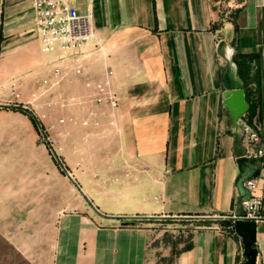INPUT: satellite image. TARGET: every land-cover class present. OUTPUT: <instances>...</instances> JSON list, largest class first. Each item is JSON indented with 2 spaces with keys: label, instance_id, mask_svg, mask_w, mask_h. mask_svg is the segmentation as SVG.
<instances>
[{
  "label": "crops",
  "instance_id": "0c3cea01",
  "mask_svg": "<svg viewBox=\"0 0 264 264\" xmlns=\"http://www.w3.org/2000/svg\"><path fill=\"white\" fill-rule=\"evenodd\" d=\"M76 5L95 30L85 65L95 78L114 70L120 106L89 101L70 73L58 89L85 102L56 114L39 107L63 139L68 176L50 138L15 108L52 75L57 55L41 51L32 0H0V238L33 264H243L233 217L251 196L238 183L246 142L227 127L224 93L244 88L236 47L258 55L259 99L241 123L264 146V0ZM90 110L99 126L81 124ZM260 214L255 264H264V205ZM166 220L197 223L176 234L157 224ZM177 240L190 248L173 254Z\"/></svg>",
  "mask_w": 264,
  "mask_h": 264
},
{
  "label": "built area",
  "instance_id": "2783aa9c",
  "mask_svg": "<svg viewBox=\"0 0 264 264\" xmlns=\"http://www.w3.org/2000/svg\"><path fill=\"white\" fill-rule=\"evenodd\" d=\"M35 7L36 26L40 36L41 51L56 54L52 75L45 77L41 85L31 93L28 101L23 103L24 108L47 106L57 104L61 107L84 103L76 96H61L58 100H47L48 97L69 77L70 73L84 79L85 86L91 90L89 101L97 105H107L112 111L120 106V98L114 87L115 72L111 67H106L98 78L90 74L84 60L88 57L89 47L95 38L92 15L79 10L76 3L81 0H32ZM16 98H21V93L13 91ZM46 115V114H45ZM99 112L90 110L89 117L83 118V126H99ZM72 121L74 118L71 119ZM64 122V119H60ZM246 142V156L255 157L262 167L258 177L245 181L251 196L242 201L243 213L238 217L242 219L258 220L264 205V146L259 131L248 123L244 124Z\"/></svg>",
  "mask_w": 264,
  "mask_h": 264
},
{
  "label": "water",
  "instance_id": "95a60500",
  "mask_svg": "<svg viewBox=\"0 0 264 264\" xmlns=\"http://www.w3.org/2000/svg\"><path fill=\"white\" fill-rule=\"evenodd\" d=\"M224 103L230 111V116L227 120L228 129L234 130L240 138H243L245 134V126L241 123V120L250 109L246 89L234 88L227 90L224 93ZM237 162L240 169L238 183L242 190H246L244 181L258 177L262 167L257 163L255 157H248L246 155L239 157ZM66 174L70 176L68 171H66ZM233 218L235 219L236 233L243 238L244 242L246 261L243 264H255L258 254L257 248L255 247L257 241V222L255 220L242 219L240 217Z\"/></svg>",
  "mask_w": 264,
  "mask_h": 264
},
{
  "label": "rangeland",
  "instance_id": "374dc122",
  "mask_svg": "<svg viewBox=\"0 0 264 264\" xmlns=\"http://www.w3.org/2000/svg\"><path fill=\"white\" fill-rule=\"evenodd\" d=\"M65 96L63 93V90L56 89L48 98L49 101L52 99L54 102L58 100L61 96ZM56 103V102H55ZM23 107V106H22ZM65 107H61L60 105H53V107H47L48 110L52 113H59L62 112ZM28 109V108H26ZM40 115H36V112L31 110L35 113V115L38 117L40 121V129L43 131V136L48 139V142L51 143V148L54 151V153L57 156V161L59 162L60 169L63 168L65 171L68 170L65 166V152H64V143L63 139L58 137L60 134L53 135L51 137L49 130L47 129V126L45 123H47V118L45 115L46 113L42 111V109L38 108ZM62 119V118H61ZM55 129V128H50ZM52 134L54 133V130H51ZM62 171V170H61ZM63 172V171H62ZM63 175L66 176L65 172H63ZM62 186V183H61ZM77 192V190H73V192ZM78 195V194H77ZM61 203H63V200L57 199L55 201L56 206H60ZM197 222L193 221H178V220H166V221H158L157 224L161 228H165L169 233H180V231H185V233H189L190 230H192L193 225ZM25 256V254H22L20 250L15 248L9 241H5L4 239L0 238V264H33Z\"/></svg>",
  "mask_w": 264,
  "mask_h": 264
},
{
  "label": "trees",
  "instance_id": "16d2710c",
  "mask_svg": "<svg viewBox=\"0 0 264 264\" xmlns=\"http://www.w3.org/2000/svg\"><path fill=\"white\" fill-rule=\"evenodd\" d=\"M234 61L238 66V74L242 80L243 87L246 89L247 100L250 103V109L248 113L243 117L245 118L252 115L253 107L257 103L256 100L259 99L261 84L260 62L258 55L246 54L242 52L238 46L236 47V51L234 54ZM15 108L27 112L32 118L33 122L40 127V121L34 112L22 106ZM178 242V240L174 242L173 254H178L182 250L190 248L191 244L187 243L183 248L177 249L176 246Z\"/></svg>",
  "mask_w": 264,
  "mask_h": 264
}]
</instances>
